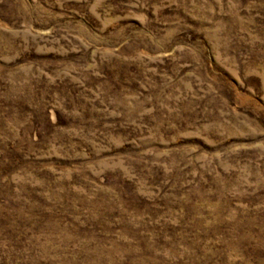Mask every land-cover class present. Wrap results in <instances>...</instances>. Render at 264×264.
<instances>
[{
  "label": "rangeland",
  "instance_id": "1",
  "mask_svg": "<svg viewBox=\"0 0 264 264\" xmlns=\"http://www.w3.org/2000/svg\"><path fill=\"white\" fill-rule=\"evenodd\" d=\"M0 264H264V0H0Z\"/></svg>",
  "mask_w": 264,
  "mask_h": 264
}]
</instances>
